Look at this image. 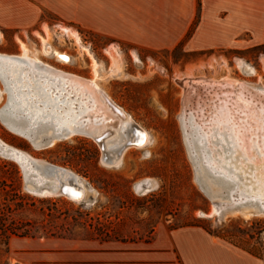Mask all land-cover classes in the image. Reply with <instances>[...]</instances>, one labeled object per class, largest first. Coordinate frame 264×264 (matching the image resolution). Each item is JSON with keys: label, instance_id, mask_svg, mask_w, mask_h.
<instances>
[{"label": "rangeland", "instance_id": "obj_1", "mask_svg": "<svg viewBox=\"0 0 264 264\" xmlns=\"http://www.w3.org/2000/svg\"><path fill=\"white\" fill-rule=\"evenodd\" d=\"M23 44L31 57L86 81L96 77L94 58L100 87L136 126L150 134L151 142L144 148L130 147L119 166L103 163L102 146L85 134L39 144L45 133L36 139L16 132L3 120L8 92L0 76V140L33 161L72 173L86 193L83 200H74L33 192L34 178L27 170L30 162L27 165L0 149V264H17L10 244L14 247L24 239L145 241L159 227L187 226L201 227L233 248L264 259L263 204L241 187L228 197L227 188L214 184L218 194L211 196L203 186L194 152L198 144L206 165L210 147L220 153L221 131L213 117L222 101L236 109L244 92L248 98L244 100H253V107L264 114V42L249 48L190 50L182 46L150 52L113 45L45 12L30 27L0 29V54L21 56ZM46 44L71 60L46 54ZM127 140L121 133L108 146L119 148ZM255 149L259 160L264 158V152L258 154L260 149ZM253 161L243 159L251 167ZM213 162V169L222 168L217 159Z\"/></svg>", "mask_w": 264, "mask_h": 264}, {"label": "crops", "instance_id": "obj_2", "mask_svg": "<svg viewBox=\"0 0 264 264\" xmlns=\"http://www.w3.org/2000/svg\"><path fill=\"white\" fill-rule=\"evenodd\" d=\"M45 12L113 45L150 52L264 42V0H0V29L30 27ZM14 245L17 264H264L198 226L159 227L145 241L52 238Z\"/></svg>", "mask_w": 264, "mask_h": 264}, {"label": "bare ground", "instance_id": "obj_3", "mask_svg": "<svg viewBox=\"0 0 264 264\" xmlns=\"http://www.w3.org/2000/svg\"><path fill=\"white\" fill-rule=\"evenodd\" d=\"M76 38H78L77 35ZM22 48L23 54L18 57L0 54V76L4 80L5 90L8 92V102L2 110V118L13 130L36 137V139L45 133L44 136L47 137H44L39 144L44 142L52 144L55 138L69 137L75 134H85L100 143V139L110 135L112 137L104 143L101 142L100 145L104 158L111 155L109 159L108 157L107 159L103 158V163L111 166H119L130 147L144 148L151 142L150 134L136 126L131 116L122 107L115 104L100 87L97 82V63L93 57L96 77L86 81L57 70L36 57H31L24 44ZM48 52H53L68 62L71 60L69 56L53 50L46 44L45 53ZM113 62L118 68V61L114 58ZM244 90L246 89L244 88ZM240 97L243 99L241 98V101L237 102L236 109L229 108L225 100L221 102L220 106H215L217 114L213 120H216L217 128L221 131L219 133L221 141L219 152L221 154L216 153L217 150L210 147L212 155L211 159H208L210 161L207 160L206 163L213 169L215 167L213 161L217 159L222 168H217V171L210 169L212 173H218L238 181V187L244 188L247 194L254 195L252 197L255 200L264 202V167L260 168L264 164V158L259 160L260 158L254 152L255 148L260 149L258 154L264 152L262 148L264 147V138H261L264 136V114L258 111V106L257 108L253 107L252 104H255L253 100L251 102L244 100L247 98L244 92ZM235 111H238V114H235ZM38 127H42L44 130L39 133ZM132 131L135 133L130 135ZM121 133H124L128 140L119 147L120 149L116 146H108L109 143L118 141ZM227 133H230L231 141L227 138ZM228 141L234 144L230 147ZM226 146L232 150H227ZM254 146L256 147L254 148ZM0 147L4 154L10 152L12 157L24 161L27 165L30 162V166L27 167L29 169H26L34 178L32 182L35 184V188L30 189L33 192L40 195H63L74 200L84 199L86 195L84 187L78 184L79 180L72 173L61 170L59 173L53 174L47 170L46 163L31 160L1 140ZM238 147L239 150L236 151ZM233 150H235V154L238 153L245 158L254 160V166L244 164L243 156L238 159L235 154L230 156ZM198 151L197 144L194 147V152L197 154ZM211 161L212 163H210ZM49 178H52V181ZM44 180L49 181L43 183ZM146 183L149 184L148 187L152 186L151 182ZM69 185H74V187H69Z\"/></svg>", "mask_w": 264, "mask_h": 264}, {"label": "water", "instance_id": "obj_4", "mask_svg": "<svg viewBox=\"0 0 264 264\" xmlns=\"http://www.w3.org/2000/svg\"><path fill=\"white\" fill-rule=\"evenodd\" d=\"M38 132H42L44 129L41 128H37ZM211 150H209V153H210ZM197 155V159H198V162L197 164L199 165V168H200V177L202 178V181L204 182L203 186L208 189V191L210 192L211 196H216L218 194V192H216V190L214 189V184H218V185H221L225 188L228 189L227 191V196L229 197L230 196V192L231 190H233L235 187H238V181H235L233 179H229L227 177H225L224 175H221V174H218V173H212L210 171V168L208 167V165L204 164V161H203V158L200 156V154H196ZM212 154L210 153V156ZM47 170L50 171L51 173L53 174H57L59 173L61 170L62 171H65L64 169H61V168H58V167H55V166H50V165H47ZM69 187H74V185H69ZM213 187V188H212ZM237 195L240 196V193L237 191ZM82 197L80 196V199ZM243 199H246V198H243L241 197V200ZM248 199H252V198H248ZM254 200V199H252ZM258 203H261L263 204V206L261 207L260 210H264V202L262 201H258V200H254Z\"/></svg>", "mask_w": 264, "mask_h": 264}, {"label": "flooded vegetation", "instance_id": "obj_5", "mask_svg": "<svg viewBox=\"0 0 264 264\" xmlns=\"http://www.w3.org/2000/svg\"><path fill=\"white\" fill-rule=\"evenodd\" d=\"M136 125V124H135ZM103 139V140H102ZM102 139H100V143L102 142V143H104V141H105V139L106 138H102Z\"/></svg>", "mask_w": 264, "mask_h": 264}]
</instances>
